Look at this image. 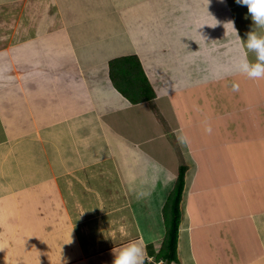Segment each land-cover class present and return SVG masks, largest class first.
I'll use <instances>...</instances> for the list:
<instances>
[{
  "label": "crops",
  "instance_id": "obj_1",
  "mask_svg": "<svg viewBox=\"0 0 264 264\" xmlns=\"http://www.w3.org/2000/svg\"><path fill=\"white\" fill-rule=\"evenodd\" d=\"M250 31L236 0H0V264H112L132 241L150 264H264V78L234 67ZM130 56L153 98L115 86Z\"/></svg>",
  "mask_w": 264,
  "mask_h": 264
},
{
  "label": "trees",
  "instance_id": "obj_2",
  "mask_svg": "<svg viewBox=\"0 0 264 264\" xmlns=\"http://www.w3.org/2000/svg\"><path fill=\"white\" fill-rule=\"evenodd\" d=\"M111 77L115 86L133 101L148 100L155 95L140 60L135 56L114 59L111 62ZM145 81V84L142 82ZM139 83L143 92L139 91ZM185 170L182 169L178 180L164 205L166 234L159 258L168 263L178 261V238L181 220V201L184 191ZM145 264H150L145 262Z\"/></svg>",
  "mask_w": 264,
  "mask_h": 264
},
{
  "label": "clouds",
  "instance_id": "obj_3",
  "mask_svg": "<svg viewBox=\"0 0 264 264\" xmlns=\"http://www.w3.org/2000/svg\"><path fill=\"white\" fill-rule=\"evenodd\" d=\"M238 5L246 6L253 23L264 28V0H236ZM232 29L237 34L233 22L229 21ZM239 40L240 37L237 35ZM249 52H254L255 62H250L247 55L239 58L235 63V70L245 74L250 79L264 78V35H258L254 31L247 33V39L243 42ZM239 86L234 84L233 91H238ZM208 131H211L209 128ZM112 264H145L146 247L142 242L132 241L122 246L118 252L114 253Z\"/></svg>",
  "mask_w": 264,
  "mask_h": 264
},
{
  "label": "rangeland",
  "instance_id": "obj_4",
  "mask_svg": "<svg viewBox=\"0 0 264 264\" xmlns=\"http://www.w3.org/2000/svg\"><path fill=\"white\" fill-rule=\"evenodd\" d=\"M142 83L145 84V81H143ZM143 84H140V83H139V91L141 90V91L143 92V90H142V88H141V87L143 86ZM141 85H142V86H141ZM7 212H10V211L7 210ZM2 223H3V222H2ZM8 227H9V226H3V227H2V230H1V228H0V234H3V233H4V228L7 229ZM14 228H15V227H14ZM16 229H17L16 231H17L18 233H20L21 231H23L22 228H20V227H16ZM21 239H22L21 236H18V239H16V238L13 239V241H12V248H13V249L16 248V247H18V246L20 245V243H21ZM33 253H35V251L32 250V253H30V254H33Z\"/></svg>",
  "mask_w": 264,
  "mask_h": 264
},
{
  "label": "bare ground",
  "instance_id": "obj_5",
  "mask_svg": "<svg viewBox=\"0 0 264 264\" xmlns=\"http://www.w3.org/2000/svg\"><path fill=\"white\" fill-rule=\"evenodd\" d=\"M242 154V153H241Z\"/></svg>",
  "mask_w": 264,
  "mask_h": 264
}]
</instances>
